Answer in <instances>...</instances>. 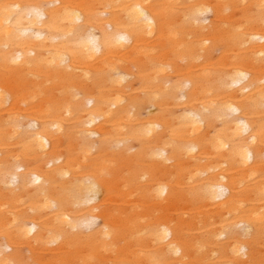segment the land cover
<instances>
[{"label":"bare ground","instance_id":"bare-ground-1","mask_svg":"<svg viewBox=\"0 0 264 264\" xmlns=\"http://www.w3.org/2000/svg\"><path fill=\"white\" fill-rule=\"evenodd\" d=\"M0 264H264V0H0Z\"/></svg>","mask_w":264,"mask_h":264},{"label":"snow or ice","instance_id":"snow-or-ice-1","mask_svg":"<svg viewBox=\"0 0 264 264\" xmlns=\"http://www.w3.org/2000/svg\"><path fill=\"white\" fill-rule=\"evenodd\" d=\"M137 11L138 12H140V15L141 16H143L144 14H143V12L142 11H140V9L139 8H137ZM120 39H124V37H121ZM123 79V78H122ZM232 111H236L235 109H232ZM29 231H31V229L29 230ZM165 235H167V232L165 231Z\"/></svg>","mask_w":264,"mask_h":264}]
</instances>
